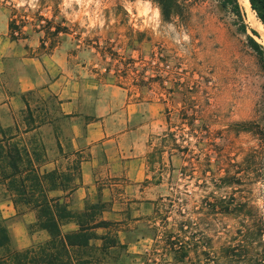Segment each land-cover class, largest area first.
<instances>
[{"label":"rangeland","instance_id":"rangeland-1","mask_svg":"<svg viewBox=\"0 0 264 264\" xmlns=\"http://www.w3.org/2000/svg\"><path fill=\"white\" fill-rule=\"evenodd\" d=\"M173 3L172 13L165 15L150 0H0V6L10 12L13 37L23 39L42 33L51 47L70 40L81 49L89 48L98 72L119 81L156 84L157 91L168 96L176 111L174 118L192 104L190 112L197 118V126L205 124L217 136L230 124L252 117L264 79L248 53L246 36L239 32L237 19L229 10L216 0ZM247 16L246 23L252 24ZM173 132L175 148L187 147L184 121H179ZM33 136L41 147L37 136ZM247 144V136L237 142L244 149ZM40 154L43 169L53 170L45 148ZM177 155L172 184L166 179L162 187L150 193L156 199L164 197L157 201L158 206L157 202L149 206L151 214L146 219L149 217L151 225H140L129 234V241L139 234L147 235L149 248L136 258L123 257L116 264H188L166 252L164 235L177 248L189 240L184 226L190 218L187 201L193 199L190 207L198 206L206 192L196 186L199 180L186 177L183 154L178 151ZM59 169L71 177L74 174L71 169ZM195 176L198 178L200 173ZM0 200V204L7 202L1 194ZM138 208L135 204L130 208L131 217ZM158 208L162 216L156 214ZM191 218L199 223L201 215ZM129 223L134 228V223ZM214 243L218 246L216 239Z\"/></svg>","mask_w":264,"mask_h":264},{"label":"crops","instance_id":"crops-1","mask_svg":"<svg viewBox=\"0 0 264 264\" xmlns=\"http://www.w3.org/2000/svg\"><path fill=\"white\" fill-rule=\"evenodd\" d=\"M11 22L8 9L0 6L1 126L15 134L29 126L26 136H37L53 169L70 170L80 162L78 186L68 199L73 210L101 202L108 205L106 220L130 228L133 222L132 231L151 225L149 206L164 197L150 193L174 179L173 127L183 121L182 110L174 118L176 111L156 84L98 72L89 48L70 40L51 47L42 33L15 38ZM134 204L139 208L131 217ZM0 218L8 220L19 250L48 237L43 231L30 233L35 213L18 216L9 201L0 204ZM130 233L120 237L138 257L149 248V237L139 234L129 241Z\"/></svg>","mask_w":264,"mask_h":264},{"label":"trees","instance_id":"trees-1","mask_svg":"<svg viewBox=\"0 0 264 264\" xmlns=\"http://www.w3.org/2000/svg\"><path fill=\"white\" fill-rule=\"evenodd\" d=\"M150 1L165 15L173 11V0ZM216 1L237 19L248 53L264 79V47L258 32L246 23L240 2ZM249 1L264 27V0ZM192 109L191 104L183 113L187 147L178 151L187 164L186 177L199 180L196 186L206 194L198 206L190 207L193 199L187 201L190 218L184 226L189 240L177 248L164 235L166 252L188 264H264V84L252 117L230 124L217 136L207 125L197 126ZM30 131L29 126L23 133L17 128L15 134L0 124V194L13 204L18 216L34 212L31 233L43 231L48 237L26 249H15L9 222L0 218V264H116L131 257L120 235L132 229L125 222L106 220L107 204L87 202L82 211L71 208L68 199L78 186L80 162L73 164L72 177L58 168L44 170L40 154L44 146L26 136ZM243 136L248 137L246 149L237 145ZM241 153L243 158L237 160ZM161 213L158 208L156 214ZM195 214L201 215L199 223L191 218ZM69 225L76 229L66 230Z\"/></svg>","mask_w":264,"mask_h":264},{"label":"bare ground","instance_id":"bare-ground-1","mask_svg":"<svg viewBox=\"0 0 264 264\" xmlns=\"http://www.w3.org/2000/svg\"><path fill=\"white\" fill-rule=\"evenodd\" d=\"M240 2V5L242 7V9L246 12L245 14H247L248 19L251 21L253 25V28L258 32L259 36H261L260 40V44L263 45L264 47V27L263 25L256 19L253 10L251 8L250 2L249 0H238Z\"/></svg>","mask_w":264,"mask_h":264},{"label":"water","instance_id":"water-1","mask_svg":"<svg viewBox=\"0 0 264 264\" xmlns=\"http://www.w3.org/2000/svg\"><path fill=\"white\" fill-rule=\"evenodd\" d=\"M250 2V1H249ZM260 38H261V36H260Z\"/></svg>","mask_w":264,"mask_h":264}]
</instances>
